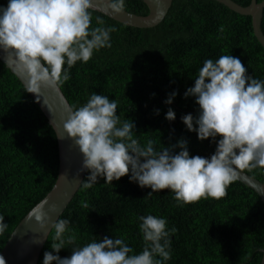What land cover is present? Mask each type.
Segmentation results:
<instances>
[{
  "label": "trees",
  "instance_id": "obj_1",
  "mask_svg": "<svg viewBox=\"0 0 264 264\" xmlns=\"http://www.w3.org/2000/svg\"><path fill=\"white\" fill-rule=\"evenodd\" d=\"M233 1L242 6L251 3ZM7 4L8 0H0V6ZM126 11L145 16L149 8L143 0H126ZM91 12V27H114L116 31L111 33V48L94 52L87 63L78 61L69 70L71 78L60 88L71 107L83 106L94 92L107 95L118 102L121 121L134 122L133 136L142 146L152 140L159 150L183 138L190 156L214 154L216 144L211 138L200 141L181 120L199 111L195 98H185L184 93L194 86L205 60L226 54L240 58L248 75L264 79V48L254 35L251 17L215 0H173L164 19L149 28ZM96 17L104 24H97ZM261 28L264 33V10ZM172 92L178 94L166 105ZM169 107L176 114L171 122L165 118ZM58 169L54 129L0 60V215L9 225L0 235V252L20 220L50 191ZM243 172L264 183V168ZM88 175L86 171L83 182ZM150 191L130 182L129 176L112 184L100 179L88 190L80 186L59 218L69 220L77 238L75 244L60 251L61 258L70 257L72 248L105 236L124 238L139 254L144 241L138 217L154 215L166 218L168 228L177 229L171 238L172 258L166 264H260L264 203L250 187L235 181L223 198H201L182 205L168 189L146 197ZM54 235L52 229L38 264L46 251H52Z\"/></svg>",
  "mask_w": 264,
  "mask_h": 264
},
{
  "label": "clouds",
  "instance_id": "obj_2",
  "mask_svg": "<svg viewBox=\"0 0 264 264\" xmlns=\"http://www.w3.org/2000/svg\"><path fill=\"white\" fill-rule=\"evenodd\" d=\"M106 4L117 14L126 10V0H106ZM91 9L92 0H8L6 7L0 6V49L14 57L11 63L27 77L26 92L38 95L42 84L63 85L78 61L87 63L94 52L112 47L111 33L116 29L91 27ZM96 23L104 21L96 17ZM177 94H169L165 104L171 105ZM184 96L194 97L199 106L196 116L181 117L187 130L200 141L211 138L216 144L208 158L190 156L183 138L159 150L152 140L142 146L133 136L134 122H122L118 102L107 95L94 92L83 106L69 108L64 129L83 154L82 170L89 173L82 189H92L100 179L112 184L129 176L130 182L151 189L146 197L168 189L182 205L223 198L241 172L264 168V79L248 75L240 58L221 55L203 62ZM165 118L176 119L171 107ZM46 204L41 201L29 213L41 229L48 227ZM138 220L144 241L139 254L124 238L105 236L76 246L70 257L61 258L60 251L77 238L69 220L58 219L51 225L52 251L44 253L42 264H166L172 258L171 238L177 229L168 228L163 217L147 215ZM8 226L0 215V235ZM3 260L0 257V264Z\"/></svg>",
  "mask_w": 264,
  "mask_h": 264
},
{
  "label": "water",
  "instance_id": "obj_3",
  "mask_svg": "<svg viewBox=\"0 0 264 264\" xmlns=\"http://www.w3.org/2000/svg\"><path fill=\"white\" fill-rule=\"evenodd\" d=\"M149 8L145 16L128 12L115 13L107 7L106 0H92V10L98 11L120 23L139 27L149 28L158 25L167 14L173 0H143ZM227 6L234 12L251 17L252 28L255 37L264 48V33L261 28L264 0L257 2L251 0L247 6H242L233 0H215ZM14 59L7 52L0 49V60L20 80L26 89L27 77L22 75L11 61ZM49 124L56 133L59 153V169L54 185L49 192L32 208L34 209L41 201L46 200L43 212L46 213L48 227L41 229L35 216H29V212L20 220L10 234L3 246L0 257H3V264H38L41 251L50 234L51 225L55 223L65 211L70 201L80 188L86 170L83 168V154L64 129V124L70 115L68 109L72 108L63 94L60 86L52 88L42 84L40 94L29 93ZM221 138V137H220ZM219 138V139H220ZM246 186L254 190L264 203V183L257 178L241 172L238 179ZM260 264H264V249L262 251Z\"/></svg>",
  "mask_w": 264,
  "mask_h": 264
}]
</instances>
